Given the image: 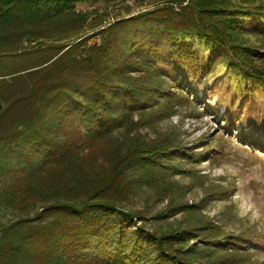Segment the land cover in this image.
<instances>
[{
  "label": "trees",
  "instance_id": "trees-1",
  "mask_svg": "<svg viewBox=\"0 0 264 264\" xmlns=\"http://www.w3.org/2000/svg\"><path fill=\"white\" fill-rule=\"evenodd\" d=\"M261 18L264 5L235 0H0V264H261L264 237L193 218L150 231L129 207L205 178L195 167L215 146L158 131L195 106L193 80L223 65L243 99L264 95Z\"/></svg>",
  "mask_w": 264,
  "mask_h": 264
},
{
  "label": "rangeland",
  "instance_id": "rangeland-1",
  "mask_svg": "<svg viewBox=\"0 0 264 264\" xmlns=\"http://www.w3.org/2000/svg\"><path fill=\"white\" fill-rule=\"evenodd\" d=\"M235 2L248 7L264 5V0H257L254 5L245 0ZM126 5L136 13L152 7L153 3L139 5L129 2ZM91 8L79 6L81 10ZM109 12L111 18L119 13L125 14V10L119 8ZM260 51L264 53V49ZM197 52L207 55L206 51ZM262 62L260 65L264 67V59ZM234 77L220 65L205 84L198 85L193 80L191 88L195 95L190 99L195 106L206 103L198 105L202 114L193 105H182L170 119L159 122V132L174 133L187 149L200 152L208 147L212 150L215 146L216 149L196 164V174L204 176V179L198 181L182 175L174 177L182 189L179 195L149 190L134 196L129 207L144 217L138 225L142 223L150 231L169 226L186 228L193 218L200 221V225L209 222L227 233L264 237V95L256 93L243 99L238 93L240 84ZM207 90H211L209 95ZM142 132L151 137L155 135L151 131ZM177 165L181 167L182 164ZM208 190H215L213 198ZM176 205H184L180 214L172 211ZM187 207H194L195 213L190 216ZM11 219V213L0 207V223H8ZM189 245L194 249L206 246L204 240L190 242ZM253 247L254 258L264 264V242L259 241Z\"/></svg>",
  "mask_w": 264,
  "mask_h": 264
}]
</instances>
